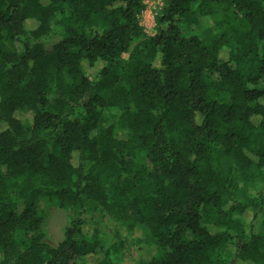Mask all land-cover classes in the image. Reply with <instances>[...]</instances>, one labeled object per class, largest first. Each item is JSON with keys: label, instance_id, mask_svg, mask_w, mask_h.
I'll use <instances>...</instances> for the list:
<instances>
[{"label": "trees", "instance_id": "1", "mask_svg": "<svg viewBox=\"0 0 264 264\" xmlns=\"http://www.w3.org/2000/svg\"><path fill=\"white\" fill-rule=\"evenodd\" d=\"M144 2L0 0V264H119L89 202L145 231L139 264H264V187L219 168L264 176V0H166L154 36ZM40 201L76 211L55 248Z\"/></svg>", "mask_w": 264, "mask_h": 264}, {"label": "rangeland", "instance_id": "2", "mask_svg": "<svg viewBox=\"0 0 264 264\" xmlns=\"http://www.w3.org/2000/svg\"><path fill=\"white\" fill-rule=\"evenodd\" d=\"M144 11L140 15V25L146 30L148 36H154L157 33L156 19L162 15L166 6V0H145ZM214 22H221L222 26L217 29L207 28L201 25L196 31L189 29V24H183L181 29L185 35L196 34L201 38L218 37L222 31L231 33L233 29H239L242 24L240 22V14L232 9L229 12L219 10L218 13L211 15ZM33 23H30V26ZM240 24V25H239ZM55 40H51L54 42ZM260 44V54L264 53L262 43ZM49 44L47 45V47ZM226 51H222L221 56L226 57ZM124 60L128 59L127 55H123ZM20 119H29L28 114H17ZM139 163L147 170H151V165L146 159H139ZM219 168L224 171L230 170L239 183V197L245 195L244 190L247 187H252L255 190H261L264 187V176L258 179H253L251 182H246L242 179L240 172H238L233 163L227 159H221ZM247 186V187H246ZM246 187V188H245ZM245 188V189H244ZM87 215L85 218L86 226L81 227L83 234H91L93 231H98L105 240L107 245L121 244L119 264H139L148 261L154 254L155 249L149 242L147 234L140 227L132 226L121 220H118L114 213L107 212L100 209L94 203L87 204ZM22 210L20 204L17 208V213ZM38 212L43 219L42 233L44 234V242L50 247H57L64 239V233L67 228L71 227L73 220H75L76 211L72 208H59L57 206L49 205L44 201L38 204ZM261 234H264V229ZM98 260H91L87 264H97ZM81 264V263H79Z\"/></svg>", "mask_w": 264, "mask_h": 264}, {"label": "built area", "instance_id": "3", "mask_svg": "<svg viewBox=\"0 0 264 264\" xmlns=\"http://www.w3.org/2000/svg\"><path fill=\"white\" fill-rule=\"evenodd\" d=\"M144 32H145L146 34H148V33L146 32V30H144Z\"/></svg>", "mask_w": 264, "mask_h": 264}]
</instances>
